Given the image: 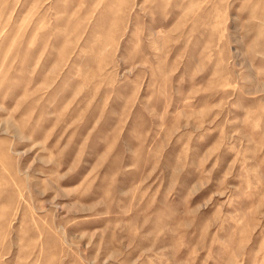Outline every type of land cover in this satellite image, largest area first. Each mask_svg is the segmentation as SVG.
I'll return each instance as SVG.
<instances>
[{
    "label": "rangeland",
    "instance_id": "rangeland-1",
    "mask_svg": "<svg viewBox=\"0 0 264 264\" xmlns=\"http://www.w3.org/2000/svg\"><path fill=\"white\" fill-rule=\"evenodd\" d=\"M0 264H264V0H0Z\"/></svg>",
    "mask_w": 264,
    "mask_h": 264
}]
</instances>
